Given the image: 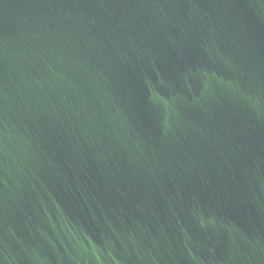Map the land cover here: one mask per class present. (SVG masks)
I'll return each instance as SVG.
<instances>
[{
    "label": "water",
    "instance_id": "water-1",
    "mask_svg": "<svg viewBox=\"0 0 264 264\" xmlns=\"http://www.w3.org/2000/svg\"><path fill=\"white\" fill-rule=\"evenodd\" d=\"M0 264H264V0H0Z\"/></svg>",
    "mask_w": 264,
    "mask_h": 264
}]
</instances>
